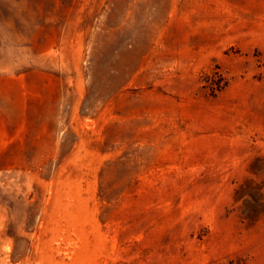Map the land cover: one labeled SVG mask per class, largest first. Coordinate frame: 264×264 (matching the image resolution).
I'll return each mask as SVG.
<instances>
[{
  "label": "rangeland",
  "instance_id": "374dc122",
  "mask_svg": "<svg viewBox=\"0 0 264 264\" xmlns=\"http://www.w3.org/2000/svg\"><path fill=\"white\" fill-rule=\"evenodd\" d=\"M0 264H264V0H0Z\"/></svg>",
  "mask_w": 264,
  "mask_h": 264
}]
</instances>
